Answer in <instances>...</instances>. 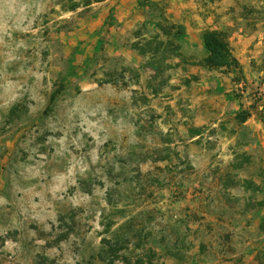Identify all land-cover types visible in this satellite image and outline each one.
I'll return each instance as SVG.
<instances>
[{"label":"rangeland","instance_id":"rangeland-1","mask_svg":"<svg viewBox=\"0 0 264 264\" xmlns=\"http://www.w3.org/2000/svg\"><path fill=\"white\" fill-rule=\"evenodd\" d=\"M86 1L0 0V264H109L119 235L113 264H264V0H177L230 32L247 84L184 55L176 0L123 32ZM157 34L159 69L133 46Z\"/></svg>","mask_w":264,"mask_h":264},{"label":"trees","instance_id":"trees-1","mask_svg":"<svg viewBox=\"0 0 264 264\" xmlns=\"http://www.w3.org/2000/svg\"><path fill=\"white\" fill-rule=\"evenodd\" d=\"M105 0H87L86 6H91L94 2H101ZM213 1V0H209ZM80 7V2L73 1L72 5L69 6L70 11H75ZM109 17V16H108ZM113 18V14L110 15V18ZM114 19V18H113ZM177 24H173L171 27H175ZM177 27V26H176ZM162 31L166 35L172 34V29L165 28L164 26L161 27ZM178 36L183 37L185 35L183 25L178 26ZM141 36H137L139 38ZM204 46L207 51V55L204 56L200 61L199 64L208 70H220L224 73H235L233 77V82L235 84L245 83L247 84V76L245 73L244 66L240 61L239 57L236 54L235 48L231 42V34L227 30L216 29L208 27L202 33ZM160 35H155L151 39H147V45L151 47L153 44H158L157 48L153 50H148L145 46L142 45L141 42L133 43L134 48H136L142 55H147L148 53H152L151 56V66L155 69H159L160 62L158 61L159 51L162 49V43L158 40ZM173 45V44H172ZM153 47V46H152ZM176 47L179 49L180 45L177 44ZM152 51V52H150ZM73 71V70H72ZM72 74L71 71L67 72L64 76L62 81L60 82L57 90L53 93L51 102H55L59 95L67 89L68 79L69 76ZM261 92L258 91V94ZM262 95V94H261ZM255 106V104H253ZM252 111L248 108L242 107L235 115V118L240 123H245L248 119L252 116ZM262 228L264 229V219L262 221ZM108 230L107 232H109ZM122 237H104L102 239L103 248L100 252V257L108 262L109 264H113L117 259H121L124 257L121 254L123 249ZM126 243L130 242V239L127 238L125 241ZM126 257V256H125ZM125 264H133L130 258L126 257Z\"/></svg>","mask_w":264,"mask_h":264},{"label":"crops","instance_id":"crops-1","mask_svg":"<svg viewBox=\"0 0 264 264\" xmlns=\"http://www.w3.org/2000/svg\"><path fill=\"white\" fill-rule=\"evenodd\" d=\"M140 1L141 0H105L100 3H111L109 4L106 17L110 14V12H112L115 19L114 25L112 26L117 27V30H122L123 32L140 26L148 19L150 8L147 4L140 5ZM150 1L152 0H148V2ZM177 3V0L174 2V4L172 3L165 15L173 22L181 24L184 27L185 35L180 41L182 51L184 55L187 56L197 55L198 53L202 52L203 58L207 55V51L204 46L202 33L206 28L211 27V23L213 22L210 23V20L206 19V16L202 13H199L198 11L197 12L199 14L196 13L193 15L195 20L192 21L190 19L191 16L187 15L192 10L184 13V9L190 7V4L185 3L182 6H179Z\"/></svg>","mask_w":264,"mask_h":264}]
</instances>
